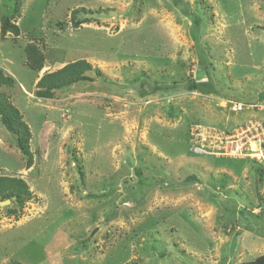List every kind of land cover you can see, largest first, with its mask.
Listing matches in <instances>:
<instances>
[{"label": "rangeland", "instance_id": "obj_1", "mask_svg": "<svg viewBox=\"0 0 264 264\" xmlns=\"http://www.w3.org/2000/svg\"><path fill=\"white\" fill-rule=\"evenodd\" d=\"M178 1L0 0V70L14 79L0 102L20 112L33 158L25 168L0 123V176L32 195L0 206V264H239L264 254V173L208 149L213 134L260 117L229 103L264 94V0ZM4 17L19 36L1 37ZM30 45L43 57L36 74L25 66ZM78 60L91 82L34 95L43 74Z\"/></svg>", "mask_w": 264, "mask_h": 264}, {"label": "trees", "instance_id": "obj_2", "mask_svg": "<svg viewBox=\"0 0 264 264\" xmlns=\"http://www.w3.org/2000/svg\"><path fill=\"white\" fill-rule=\"evenodd\" d=\"M174 5L177 6L179 1L172 0ZM77 14V10L71 12V20L74 19ZM77 24V23H76ZM200 24L199 19H195V29L192 32V36L196 41V34ZM8 32L17 37L20 34L19 28L12 24L10 19L4 17L1 22V37ZM25 54V66L33 71L35 74L41 69L43 65V57L39 54L37 47L30 45L24 49ZM93 69L91 65L84 61L78 60L72 63L66 64L61 69L43 74L36 83V91L34 95L40 99H47L58 90L67 88L73 84L79 82H91L92 79L86 74ZM97 76L101 77V74L96 70ZM0 85L6 87H12L14 85V79L10 76L4 75L0 70ZM197 86L194 83H190L186 86L187 92L196 91ZM260 100L264 99V94L260 95ZM0 123L2 126L14 137V143L20 154L25 158V168H30L32 165V154L29 151V138L30 131L26 123L23 121L22 116L18 109L9 103L0 102ZM136 175L141 178V172L135 171ZM31 192L24 180L15 177L0 176V202L9 200L22 206L31 198ZM11 264H19L12 262ZM239 264H264V254L256 257L252 261L243 262Z\"/></svg>", "mask_w": 264, "mask_h": 264}, {"label": "built area", "instance_id": "obj_3", "mask_svg": "<svg viewBox=\"0 0 264 264\" xmlns=\"http://www.w3.org/2000/svg\"><path fill=\"white\" fill-rule=\"evenodd\" d=\"M229 110L233 114L249 113L260 117H252L233 134L210 136V155L247 158L258 164L264 173V99L249 104L230 102Z\"/></svg>", "mask_w": 264, "mask_h": 264}, {"label": "water", "instance_id": "obj_4", "mask_svg": "<svg viewBox=\"0 0 264 264\" xmlns=\"http://www.w3.org/2000/svg\"><path fill=\"white\" fill-rule=\"evenodd\" d=\"M9 203H10V201L9 200H6V201H3V202H0V206L7 205Z\"/></svg>", "mask_w": 264, "mask_h": 264}]
</instances>
